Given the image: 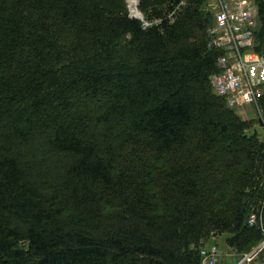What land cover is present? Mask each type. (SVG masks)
<instances>
[{"label":"trees","instance_id":"1","mask_svg":"<svg viewBox=\"0 0 264 264\" xmlns=\"http://www.w3.org/2000/svg\"><path fill=\"white\" fill-rule=\"evenodd\" d=\"M127 1L0 0V264L264 240V137L214 92L208 0H140L146 26ZM254 34L264 52V1Z\"/></svg>","mask_w":264,"mask_h":264},{"label":"built area","instance_id":"2","mask_svg":"<svg viewBox=\"0 0 264 264\" xmlns=\"http://www.w3.org/2000/svg\"><path fill=\"white\" fill-rule=\"evenodd\" d=\"M262 1L209 0L215 15V24L210 30L211 44L225 50L218 58L220 71L213 74L212 86L231 106L257 103L262 95L264 52L254 50V30L258 25ZM132 15L140 18L145 26L150 23L139 15ZM253 220L254 215L251 222ZM260 246L261 243L246 253L240 263L251 262L259 254L256 249ZM214 263L213 259L207 261V264Z\"/></svg>","mask_w":264,"mask_h":264},{"label":"rangeland","instance_id":"3","mask_svg":"<svg viewBox=\"0 0 264 264\" xmlns=\"http://www.w3.org/2000/svg\"><path fill=\"white\" fill-rule=\"evenodd\" d=\"M127 2L128 9L132 14L139 15L147 20L145 13L140 8L141 1L138 2L137 0L136 3H134L133 7L132 2ZM205 7L207 11H210L211 7L209 2L205 4ZM262 94H264V88H262ZM230 107L236 109L237 113L244 120L251 122L249 128L247 129L248 134H254L255 132H258L262 137H264V122L261 116L262 114L258 102L248 105H240L236 108L233 106ZM224 237H217L215 240L213 239L210 242L206 243V245L203 247L202 264H207V261L210 259H213L215 261L214 264H241V261L239 260H242L245 254L240 255L227 247ZM256 250L259 252V254L263 253L264 240L262 241L261 246L259 248L257 247ZM260 258H262L261 255Z\"/></svg>","mask_w":264,"mask_h":264},{"label":"bare ground","instance_id":"4","mask_svg":"<svg viewBox=\"0 0 264 264\" xmlns=\"http://www.w3.org/2000/svg\"><path fill=\"white\" fill-rule=\"evenodd\" d=\"M129 1L132 2V7H133L134 6V3H136L137 0H129Z\"/></svg>","mask_w":264,"mask_h":264}]
</instances>
